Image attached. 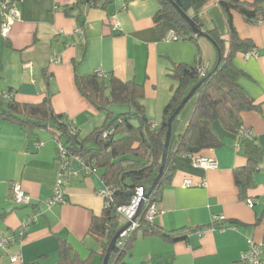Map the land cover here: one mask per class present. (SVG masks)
Returning <instances> with one entry per match:
<instances>
[{"label":"crops","instance_id":"crops-1","mask_svg":"<svg viewBox=\"0 0 264 264\" xmlns=\"http://www.w3.org/2000/svg\"><path fill=\"white\" fill-rule=\"evenodd\" d=\"M77 2L20 0L16 5L19 16L6 36L1 33L0 7V93L32 103L50 97L55 111L65 114L82 136L102 126L106 114L80 94L76 73L104 72L143 83L141 103L148 117L159 122L172 95L168 73L173 64L184 62L211 70L217 63L218 52L209 38L185 39L174 24H156L160 0H99L97 6L84 1L73 15L66 14V8ZM200 17L204 31L217 28L227 37L218 0L208 1ZM233 17L240 36L256 44L253 53L234 59L243 72L238 81L258 107L242 114L243 128L263 148L254 186L248 190V199L240 198L234 172L247 164V157L238 146L239 136L215 121L211 128L222 145L174 156L173 179L156 204L153 222L167 231L185 232L187 237L169 241L159 235L140 236L126 255L131 263L249 264L241 259L248 239L261 246L264 259V21L250 23L237 12ZM196 99L180 112L178 134L185 130ZM109 109L119 114L131 107L112 104ZM38 142L43 144L38 146ZM57 143L50 129L32 131L0 118V234L14 235L7 251H0V264H56L61 240L81 260L91 258L90 264H103L101 244L88 233L93 216H100L106 204L100 193L104 188L100 173L85 176L75 161L72 167L78 172L67 177L65 200L51 204L60 174ZM192 157L211 159L215 165H196ZM188 179L192 184L185 183ZM15 182L29 195L30 205L14 202ZM249 199L254 200L253 206ZM215 215L226 217L217 227ZM14 256L18 261L12 262Z\"/></svg>","mask_w":264,"mask_h":264},{"label":"trees","instance_id":"trees-1","mask_svg":"<svg viewBox=\"0 0 264 264\" xmlns=\"http://www.w3.org/2000/svg\"><path fill=\"white\" fill-rule=\"evenodd\" d=\"M19 1L0 0L3 19L5 13L16 7ZM84 1L97 6L99 0H78L76 5L66 8V14L73 15L75 8ZM208 1L210 0H190L191 6L187 13L199 28H204L200 12ZM160 2L162 7L154 17L157 25L168 21L176 26L183 38H200L194 34L190 24L170 0ZM218 2L226 18L227 37L217 28L205 30L217 49V63L211 70L207 69L205 75L200 73V66L184 62L173 64L168 73L173 82L172 95L162 111L159 122H154L148 117L146 107L141 103L145 96L144 84L135 79L122 80L114 74H75V84L80 94L96 109L106 114L104 124L86 136L78 132L65 114L55 111L50 97L32 103L21 102L12 95L0 93L1 119L32 131L50 129L57 141L64 145L67 160L71 165L76 158H80L83 160V164L79 166L82 174L86 176L100 173L104 187L110 190V194L104 197L106 204L102 214L93 216L88 233L101 244L102 261L116 233L129 222L120 214L119 208L131 204L140 186L144 187L146 194H151L136 217V225L130 227L117 240L109 264H134L126 260V255L131 253L140 236L159 235L169 241L187 237L185 232L160 228L153 222L154 217L149 218V211L153 204L161 200L164 187L173 179L175 169L171 162L174 156L197 154L222 145L211 128L215 121H220L227 130L239 136L238 145L247 157V164L236 168L234 172L240 198L248 199V190L254 186V175L259 169L263 148L253 135L246 136L242 133V114L258 107L240 85L238 79L243 72L235 66L234 59L239 54L254 51L256 44L252 39L240 36L233 16L237 12L247 22L264 21V0ZM77 16L80 18L79 14ZM201 80H204L203 83L192 97L197 99L185 130L177 133L180 113L173 121L164 174L152 189L162 164L169 119ZM112 104H128L131 110L114 114L109 109ZM57 151L59 159V147ZM58 252L59 261L56 264H90L91 258L81 260L65 240L60 241ZM29 264L46 263L37 261Z\"/></svg>","mask_w":264,"mask_h":264},{"label":"built area","instance_id":"built-area-1","mask_svg":"<svg viewBox=\"0 0 264 264\" xmlns=\"http://www.w3.org/2000/svg\"><path fill=\"white\" fill-rule=\"evenodd\" d=\"M19 16V12L17 10L16 7H13L9 12L5 13L4 15V20L2 22V28H1V33L6 36L8 35V33L10 32L11 26L14 22V20L16 18H18ZM119 25L118 23H115V28H118ZM173 39L177 40L179 39V36H173ZM252 53L254 51H251ZM248 52L247 54L251 53ZM200 73L202 75H205L206 71H207V67L206 66H202L200 67ZM100 74H105L104 72H99ZM11 96V95H9ZM242 133L246 136H252L251 132L248 131L247 129L243 128L242 129ZM57 139V138H56ZM58 147H59V153H60V157H59V162H60V174H59V178H58V182L54 188L52 197L50 198V203L51 204H55V203H59V202H63L65 200V183L67 180V177L70 174H76L78 172V170H75L70 161H68L67 157H66V150L64 145L62 144V142H58ZM43 143L38 142L37 145L40 146ZM239 146V145H238ZM193 158V162L196 165H201L204 167H213L215 165V162L211 159H207V158ZM76 163L78 164V167L80 166V164H83V160L80 158H76L75 159ZM79 171L82 172V170H80L79 167ZM86 171H90V170H86ZM186 184H192L191 180H186L185 182ZM203 184V183H202ZM101 195H103L104 197L110 194V190L107 187H104L101 191H100ZM145 189L143 186H140L137 188V193L134 196V198L132 199V202L129 206L126 207H121L119 208V212L120 214L127 220V221H132V225L131 227H134L136 225V220L133 221V219L136 217L137 215V210L139 209L140 203L142 201V199L145 197ZM12 197L13 200L16 204L18 205H30L31 204V200L28 194H26V192L23 190L21 184L19 182H15L13 184L12 187ZM248 203L250 204V206H253L254 204V200L249 199ZM157 205L156 203L152 205L150 211H149V218H153L154 215L157 213ZM226 217L224 215H215L213 217V223L216 224L219 221L224 220ZM198 233H202V230H197ZM14 239V235L10 232H5L0 234V251L4 252L7 251L8 246L11 244V242ZM262 253V249L261 246L259 244H257L253 239H248V247L247 249L242 253L241 255V259L249 264H264V259L261 256ZM18 261V257L14 256L12 257V262H16Z\"/></svg>","mask_w":264,"mask_h":264},{"label":"water","instance_id":"water-1","mask_svg":"<svg viewBox=\"0 0 264 264\" xmlns=\"http://www.w3.org/2000/svg\"><path fill=\"white\" fill-rule=\"evenodd\" d=\"M171 3L174 5V7L178 10V12L181 14V16L190 24L194 34L198 36H205L208 37V33L203 30V28H199L193 18L187 13V10L190 8L191 3L190 0H170ZM204 80H201L199 83H197L191 91L188 93V95L184 98L180 106L177 108V110L174 112L172 117L169 119L168 122V130H167V135H166V141H165V148L163 152V159H162V164L159 170V173L154 181V184L152 186V189L157 185L159 180L164 174V170L166 167L167 163V158H168V153L170 149V142H171V137H172V124L174 119L177 117V115L182 111V109L185 107V105L190 101V99L194 96L195 92L197 91L198 87L203 83ZM151 192L145 194V197L142 199L139 209L137 210V215L139 214L141 208L143 207L145 200L150 196ZM136 215V217H137ZM136 217L133 219V221L136 220ZM132 225V221H129L127 224H125L114 236L112 241L109 244V247L107 249L106 255L103 259V264H109V259L110 255L112 253V250L119 239L120 236H122Z\"/></svg>","mask_w":264,"mask_h":264},{"label":"rangeland","instance_id":"rangeland-1","mask_svg":"<svg viewBox=\"0 0 264 264\" xmlns=\"http://www.w3.org/2000/svg\"><path fill=\"white\" fill-rule=\"evenodd\" d=\"M44 133H46V131H43ZM53 137V136H52ZM58 144V143H57ZM124 218V217H123Z\"/></svg>","mask_w":264,"mask_h":264}]
</instances>
